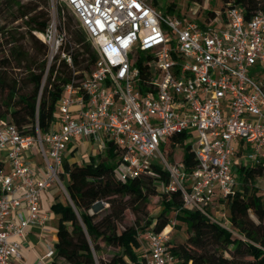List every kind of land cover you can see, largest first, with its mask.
I'll list each match as a JSON object with an SVG mask.
<instances>
[{"label":"built area","instance_id":"built-area-1","mask_svg":"<svg viewBox=\"0 0 264 264\" xmlns=\"http://www.w3.org/2000/svg\"><path fill=\"white\" fill-rule=\"evenodd\" d=\"M48 5L47 25L35 32L47 45V66L59 55L74 69L70 52L63 50L68 40L59 5L72 12L96 58L88 74L76 77L73 70L50 130L23 134L0 118V160L8 164V171L0 169V264L21 259L14 237L44 224L40 196L54 185L63 187V160L77 137L96 150L113 146L120 157L114 173L122 180L160 165L168 174L167 183L158 182L160 189L179 191L181 208L228 229L211 211L234 195V166L264 169V79L259 76L264 11L246 18L241 6L229 2L220 15L213 11L198 20L162 11L156 0H48ZM181 133L187 134L196 161L191 170L161 149ZM35 150L40 165L26 156ZM167 226L171 229L168 223L138 235L142 264H178ZM54 253L49 246L41 259Z\"/></svg>","mask_w":264,"mask_h":264},{"label":"trees","instance_id":"trees-1","mask_svg":"<svg viewBox=\"0 0 264 264\" xmlns=\"http://www.w3.org/2000/svg\"><path fill=\"white\" fill-rule=\"evenodd\" d=\"M186 1L198 3L202 0ZM221 1V9L229 2L241 6L246 18L257 10L264 11V0ZM3 6H15L13 21L21 20L13 28L0 25V35L10 43L9 50L16 58V67L20 68L21 61H24L26 74L23 82L12 80L5 83L0 77V88L4 86L7 90L0 104V118L13 123L23 134H35L36 129L46 132L53 125L56 103L64 85L74 76L73 70L78 71L76 77L88 74L95 53L83 31H74L71 35L66 32L64 16L59 13L68 40L63 50L70 52L74 69L59 55L47 66V45L35 32L43 31L47 25L48 0H27L24 3L0 0V15ZM175 6L171 2L167 11L172 12ZM213 11L208 10L205 15L212 16ZM21 27L31 37L33 53L18 44ZM43 54L44 57H39ZM27 85L29 87L25 89ZM186 138V133L172 136L161 149L172 160L174 148L180 145L183 150L181 160L186 169L191 170L196 161L191 143ZM104 150L105 156H90L86 162L63 161L61 178L65 181L70 202H55L51 206L58 216L52 264H142L138 235L150 227L154 231L162 230L169 223L171 212L185 224L186 238L174 244L168 241L178 264H264V199L256 186V179L264 178L263 167L234 166L238 187L234 195L226 198L231 224V229H226L198 211L181 208L179 191L160 189L158 182L165 184L168 181V174L160 165L153 163L150 173L122 180L114 173L120 159L119 152L110 144ZM2 167L0 160V169ZM157 194H160L159 213L148 217L141 225V213L150 197ZM99 201L107 204L100 211L94 209V203ZM177 209L179 211L175 212ZM127 210L134 214L137 225L120 231L118 226ZM104 246L118 248L108 260L101 257Z\"/></svg>","mask_w":264,"mask_h":264},{"label":"rangeland","instance_id":"rangeland-1","mask_svg":"<svg viewBox=\"0 0 264 264\" xmlns=\"http://www.w3.org/2000/svg\"><path fill=\"white\" fill-rule=\"evenodd\" d=\"M27 0H20V2L24 3ZM158 7L162 10L165 11L167 6L171 3H175L174 10L180 13L182 16H187L191 18H196L198 20L202 19L201 15H205L208 10H214L218 15H220V9L222 7V1L221 0H202L200 2H187L186 0H156ZM49 8V7H48ZM15 9V6L13 7H7L3 6L1 10V15H0V25H5L6 28H13L14 26L18 25L21 23V20L18 19L16 21H13V10ZM58 11L60 15L64 16V21H65V27H66V32H68L70 35L74 31H83L82 28L79 26L76 18L72 14V12L64 5H59L58 6ZM197 15V16H196ZM63 20V18H62ZM24 27H21L19 29V33L17 35L18 38V44H21L22 47H24L26 50H28L29 53H33L34 48H32L31 44V37L29 36L28 33L24 32ZM21 31V32H20ZM23 31V32H22ZM84 32V31H83ZM85 34V33H84ZM36 37V36H35ZM86 39V35H85ZM7 41H9V38H7ZM10 43L6 42V38L0 35V77L5 81V83H11L12 80H16L17 82L20 80V82H23V78L26 74V69L23 67L24 61H21L20 68H17V62L15 56H13L10 53ZM45 55H41L39 57H44ZM260 80L262 81L264 79V73H261L260 75ZM28 85L25 87V89H28ZM7 94L6 88L4 89V86H1L0 88V104L2 102V99L5 98ZM86 144H84V147ZM95 145L92 147L94 148ZM92 155H98L100 157L105 156V150H94L92 152ZM182 147L180 145L176 146L173 151V156L172 160L178 161L182 157ZM117 172L119 173V169H116ZM256 186L258 187L260 193L263 196L264 199V178L259 177L256 179ZM66 189L63 185L62 188H60L59 192V197L62 200H65L68 198L66 195ZM107 204L105 202L99 201L94 203V209H97L100 211L101 207L106 208ZM161 209L160 205V194L154 195L150 197L149 203L146 205L145 210L143 213H141L139 219L140 224L144 225V220H146L148 217L155 216L159 213ZM92 212V209L90 210ZM103 212V211H101ZM228 208L227 204L225 203V211L224 213H221L218 215V217L227 222L226 216L228 217ZM211 213L214 216H217L215 211H211ZM173 222V223H172ZM169 224L171 226L170 229V241L172 244L174 243H179L182 242L186 238V233H185V224L179 222L175 218V213L171 212L169 213ZM132 225H137V222L135 221V216L130 210H127L124 215L123 221L119 224L118 228L119 230H123L129 226ZM148 229H152L151 227ZM117 247L113 246H104V250L101 254V257L105 260H108L112 257L115 251H117ZM98 263V262H97Z\"/></svg>","mask_w":264,"mask_h":264},{"label":"crops","instance_id":"crops-1","mask_svg":"<svg viewBox=\"0 0 264 264\" xmlns=\"http://www.w3.org/2000/svg\"><path fill=\"white\" fill-rule=\"evenodd\" d=\"M84 144H86L85 147ZM92 146L93 145L87 139L77 137L75 145H69L63 161H67L68 163H82L88 161L90 156H94L92 155V152L96 150ZM26 156L30 158L34 165H40L42 162V158L36 150L32 155ZM3 168L5 171H8V164L6 162L3 163ZM61 180L64 185L65 181L62 178ZM59 192L60 188L55 185L47 191L42 192L39 201V212L41 215L45 216L44 224L41 226L30 227L25 237H14V239L21 244L22 253L21 259L15 260L14 264H52L53 256L41 259L46 254L48 247H54L56 241L58 216L55 214L51 206L55 202H70L69 197L62 200L59 197ZM224 211L225 206L223 204H217L215 212L216 215H220L221 213H224ZM226 219V226L229 229L231 228V224L227 216Z\"/></svg>","mask_w":264,"mask_h":264},{"label":"bare ground","instance_id":"bare-ground-1","mask_svg":"<svg viewBox=\"0 0 264 264\" xmlns=\"http://www.w3.org/2000/svg\"><path fill=\"white\" fill-rule=\"evenodd\" d=\"M170 230V227L168 229H166V231H169Z\"/></svg>","mask_w":264,"mask_h":264}]
</instances>
